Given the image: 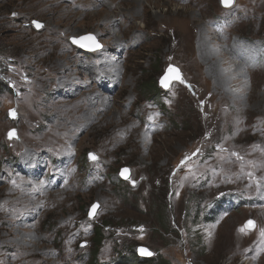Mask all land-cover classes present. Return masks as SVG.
Masks as SVG:
<instances>
[{
    "label": "rangeland",
    "instance_id": "rangeland-1",
    "mask_svg": "<svg viewBox=\"0 0 264 264\" xmlns=\"http://www.w3.org/2000/svg\"><path fill=\"white\" fill-rule=\"evenodd\" d=\"M143 1L0 0V264H264V66L238 61L264 43V0ZM86 35L102 49L81 53ZM171 67L182 81L164 90ZM57 160L63 190L19 171ZM225 192L246 203H213Z\"/></svg>",
    "mask_w": 264,
    "mask_h": 264
},
{
    "label": "water",
    "instance_id": "water-1",
    "mask_svg": "<svg viewBox=\"0 0 264 264\" xmlns=\"http://www.w3.org/2000/svg\"><path fill=\"white\" fill-rule=\"evenodd\" d=\"M235 3H236V0H234V2H233V4H232V6H230V7H225L223 4H222V2H221V5H222V7L223 8H225V9H229V8H232V7H234V5H235ZM38 28H40V27H38ZM89 36H91V37H93L92 35H86V36H83V37H81V38H79V39H73L72 40V43L76 46V47H78L79 49H81L80 51L81 52H95V51H98V50H101L102 49V46L99 44V43H97V42H95V44L94 45H88V41H90V42H93V41H95V39L94 40H89V39H84L85 37H89ZM96 45H99V47H96ZM172 68V67H171ZM170 69V68H169ZM169 69L167 70L168 72H167V74L165 75V76H168L169 77V80H168V86L167 87H165L163 84H162V80L164 79V77L161 79V81H160V85H161V87L164 89V90H168V88L171 86V84H173V83H175V82H181L182 81V75H181V71L178 69V68H172V69H176V70H178V74H179V79H177L176 78V76H177V72H169ZM15 116V114L13 115V112H10V117L12 118V119H14L13 117ZM14 133H15V135H16V132L14 131ZM15 135H9V137L10 138H14V136ZM124 170L125 169H123L122 170V172H121V177L123 178V179H125V180H130L131 179V172L128 170L127 172H124ZM95 207V211H93V208ZM100 209H101V206L98 204V203H95L94 205H93V207L91 208V210H90V212H89V216H90V218L91 219H95L96 218V215H97V212H99L100 211ZM147 250V252H150V250H148L147 248H140L138 251H137V253H138V256H140V257H147V258H149V257H151L152 256V253H151V255H147V254H144L141 250Z\"/></svg>",
    "mask_w": 264,
    "mask_h": 264
},
{
    "label": "trees",
    "instance_id": "trees-1",
    "mask_svg": "<svg viewBox=\"0 0 264 264\" xmlns=\"http://www.w3.org/2000/svg\"><path fill=\"white\" fill-rule=\"evenodd\" d=\"M148 92H157V88H149V89H146ZM251 143V142H249ZM227 161V168H226V171L229 173L226 177H224L222 179V181H226L228 184L234 186V187H228L227 189H234L237 190L239 189V187L242 185V182H240L239 180V176H235V171H236V168L234 167L233 163L235 162V159H231V158H228ZM232 166H229L231 165ZM211 172V171H210ZM224 191V189H222ZM224 197L222 200H214L213 203H218L219 205H223L225 202H227L230 198H232L234 195H229L228 192H225L224 194ZM138 261V260H137ZM140 262H138L139 264H153V260L152 259H148V260H145V259H142V260H139Z\"/></svg>",
    "mask_w": 264,
    "mask_h": 264
},
{
    "label": "bare ground",
    "instance_id": "bare-ground-1",
    "mask_svg": "<svg viewBox=\"0 0 264 264\" xmlns=\"http://www.w3.org/2000/svg\"><path fill=\"white\" fill-rule=\"evenodd\" d=\"M115 2H112L111 4L110 3H108L107 5H104V8L105 9H107V10H111V9H116L117 10V12H119L120 11V8H117L116 6L119 4V3H121V2H126V4H128V5H133L132 6V8H130L132 11H136V12H138V13H143V9L145 8V4H144V1L142 0H114ZM155 1V0H154ZM153 3V2H152ZM72 5V4H71ZM73 6H78V7H80V8H83V9H85L84 8V5L83 4H81V5H79V4H75V3H73ZM101 6V5H100ZM222 6V5H221ZM71 7V6H70ZM99 7V6H98ZM128 7V6H127ZM233 8V7H232ZM229 9H231V8H229ZM112 11H114V10H112ZM72 12H69L68 11V15L69 14H71ZM121 13V12H120ZM118 14V13H117ZM125 14V13H124ZM123 14V15H124ZM127 14V13H126ZM179 13H176V14H173V15H171V17L173 18V27H175L176 29L178 28V24H179V20L180 19H178V18H180V16L178 15ZM87 15V14H86ZM97 15V14H96ZM95 15V16H96ZM120 15V14H119ZM129 15H131V14H129ZM88 16V15H87ZM126 16V15H125ZM107 17V16H106ZM112 17V16H111ZM107 19V18H106ZM113 19V18H112ZM168 20V19H167ZM108 33V32H107ZM114 33V32H113ZM121 39V38H120ZM119 39V37L116 39V40H114V41H121ZM106 68V67H105ZM117 75V74H116ZM117 77H118V75H117ZM119 80V79H118Z\"/></svg>",
    "mask_w": 264,
    "mask_h": 264
},
{
    "label": "snow or ice",
    "instance_id": "snow-or-ice-1",
    "mask_svg": "<svg viewBox=\"0 0 264 264\" xmlns=\"http://www.w3.org/2000/svg\"><path fill=\"white\" fill-rule=\"evenodd\" d=\"M221 2H222V4H223L225 7H230V6H232L234 0H221ZM36 26H37V27H42V25H40L39 23H37ZM84 39L94 40L95 38L89 36V37H85ZM96 47H99V45H96ZM169 72H177V76H176V78L179 79L178 70L170 68V69H169ZM168 80H169V77H168V76H165L164 79L162 80V84H163L165 87L168 86V83H167ZM14 114H15V113H13V115H14ZM10 135H15V133L12 132V133H10ZM92 159H96V157H95V156H92ZM127 171H128L127 169L124 170V172H127ZM93 211H95V207L93 208ZM247 226H248V227H254V222H253V221H249ZM243 230H244V229L242 228L241 231H243ZM141 251H142L144 254L151 255V253H150V252H147V250H143V249H142Z\"/></svg>",
    "mask_w": 264,
    "mask_h": 264
}]
</instances>
